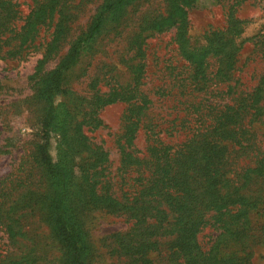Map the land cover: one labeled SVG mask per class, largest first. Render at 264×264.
Returning a JSON list of instances; mask_svg holds the SVG:
<instances>
[{
	"label": "rangeland",
	"instance_id": "obj_1",
	"mask_svg": "<svg viewBox=\"0 0 264 264\" xmlns=\"http://www.w3.org/2000/svg\"><path fill=\"white\" fill-rule=\"evenodd\" d=\"M116 1L0 0L10 19L0 34V264H68L65 247L39 213L48 185L37 160L49 112L44 91L109 4L100 30L66 74L65 93L55 98L49 138L53 162L73 173L72 214L87 264H133L125 235L155 223L148 217V224H136L133 216L134 207L150 212L156 205L154 168L139 162L152 160L156 124L167 128L180 112L176 100L185 88L177 80L195 65L200 89L187 88L186 97L200 103L205 142L213 124L216 150L225 148L217 154L225 162L222 191L234 200L222 203L229 213L243 210L231 221L219 217L220 207L209 211L206 199L202 248L209 251L237 222L239 256H246L239 264H264V0ZM141 123L154 127L147 132ZM209 152L203 148L205 159ZM113 198L123 210L107 207ZM153 240L160 244L142 264H173L169 239Z\"/></svg>",
	"mask_w": 264,
	"mask_h": 264
},
{
	"label": "trees",
	"instance_id": "obj_2",
	"mask_svg": "<svg viewBox=\"0 0 264 264\" xmlns=\"http://www.w3.org/2000/svg\"><path fill=\"white\" fill-rule=\"evenodd\" d=\"M122 1L117 0L115 3ZM2 5L3 3H0V26L3 27L0 34L4 36L6 24L1 25V23H9L10 19L5 13L6 6L2 7ZM111 8L112 4H109L99 13L89 32L72 47L62 64L52 72L44 91L45 101L49 104V112L41 127L44 143L37 147V160L43 179L48 185L47 191L42 192L40 196L39 213L42 215V220L49 224L53 235L65 247L68 264H87L85 260L87 249L72 214L74 197H76L72 189L73 173L65 167L56 165L49 152V138L56 117L55 98L65 93L66 74L77 65L82 44L94 37L100 30L102 18ZM15 12L17 13V11ZM198 67L195 65L193 73H190L186 78L177 80L178 85L176 86L179 89L183 87L185 89L184 92H180L181 98L176 100V109H179L180 112L168 120L169 126L162 128L156 124V131L150 128L154 126L149 127L153 134L149 140L150 152L148 150L152 160L146 161L143 158L139 163L147 170L151 167L154 168L153 189L155 190L156 199L154 202L156 205L150 212H146L145 206L141 207V210L136 207L132 209L137 211L136 215H133L138 217L136 224H148V217L153 218L155 223L148 224L147 228H150L151 232L142 227L140 231L134 229L131 234L125 235L128 239L126 253L132 258L133 264L144 262V257L148 255L147 251L156 246V243L160 244L159 240L156 243L154 240L152 241L159 236L169 239L168 244L172 250L173 264H239L240 261L246 260V256H239V248H237L242 235L241 227L237 222L232 224L231 229L226 228L227 234L224 231L217 237L209 251H204L200 242V233L208 221L206 218L207 209L204 208L206 199L209 211L220 207L219 217L227 216L231 221L238 219L236 216L243 210L229 213L230 210L225 207L226 201L230 203L234 200L231 191H227V195L222 191L226 187L225 162L223 158L218 160L217 154L225 152V148L221 147L216 150L218 147L215 144L216 127L213 124L210 125L213 134H210V140L205 142L204 135L198 126L201 120L200 103L188 99L189 95L186 97L187 88L194 92L200 89L201 73L197 71ZM142 123L141 129L145 128L149 132L146 125H142ZM191 123L190 128L188 124ZM169 136L173 137L175 141H171ZM204 147L210 149L207 159L202 154ZM52 186L54 187L52 188ZM112 201L107 207L114 212H119L125 207L119 203L118 199L113 198ZM218 202L221 205L217 206ZM223 206L225 211H222ZM81 208L83 209L82 204ZM163 229L164 231L161 233L160 231ZM234 246L235 248H233ZM33 263L32 259H28L26 262L21 259L15 260L13 264Z\"/></svg>",
	"mask_w": 264,
	"mask_h": 264
}]
</instances>
